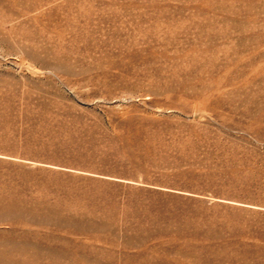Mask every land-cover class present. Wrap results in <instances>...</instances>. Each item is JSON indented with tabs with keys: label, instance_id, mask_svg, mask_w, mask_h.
<instances>
[{
	"label": "rangeland",
	"instance_id": "obj_1",
	"mask_svg": "<svg viewBox=\"0 0 264 264\" xmlns=\"http://www.w3.org/2000/svg\"><path fill=\"white\" fill-rule=\"evenodd\" d=\"M0 264H264V0H0Z\"/></svg>",
	"mask_w": 264,
	"mask_h": 264
}]
</instances>
